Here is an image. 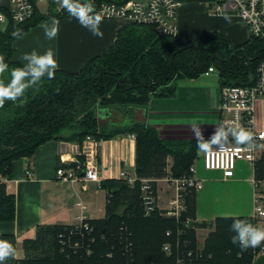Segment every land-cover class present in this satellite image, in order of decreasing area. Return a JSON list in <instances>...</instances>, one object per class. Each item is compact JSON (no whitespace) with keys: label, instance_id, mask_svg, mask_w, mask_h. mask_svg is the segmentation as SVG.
Here are the masks:
<instances>
[{"label":"trees","instance_id":"trees-1","mask_svg":"<svg viewBox=\"0 0 264 264\" xmlns=\"http://www.w3.org/2000/svg\"><path fill=\"white\" fill-rule=\"evenodd\" d=\"M103 1L111 0H94L97 12ZM192 1L209 0H185ZM67 14L63 9L43 15L36 8L28 21H10L5 30L0 29V56L8 64L0 80L8 83L11 70L24 65L13 60L18 37L44 19ZM17 30L20 35L13 36ZM263 60L264 42L258 37L232 47L219 31L185 41L159 34L150 25L129 23L110 49L80 71L57 70L54 78L45 76L20 99L6 101L0 107V222L16 218V197L6 184L13 178L14 162L32 157L40 145L52 139L81 144L88 136L108 140L132 134L136 180L133 184L124 177L101 180L100 186L107 192L104 218L87 219L88 229L79 224L41 225L35 238L24 241L25 256L19 259L15 255L4 264H178L179 259L185 264H254L264 243L241 250L231 242L234 220L254 224L251 217H218L211 224L198 223L194 189L184 193L186 209L180 220L161 210L145 213L141 179L189 175L199 156L196 138H166L156 126L137 121L107 129L100 117L108 116L112 108L131 110L147 107L153 97L170 98L179 80L199 78L210 66L218 69L221 88L251 84ZM257 166L259 177L264 178L263 162ZM154 186L157 188V182ZM187 217L194 220L190 227L182 222ZM197 228H210L203 242ZM0 240L11 242L17 252L14 234L0 233ZM167 243L170 253L164 249Z\"/></svg>","mask_w":264,"mask_h":264},{"label":"crops","instance_id":"crops-1","mask_svg":"<svg viewBox=\"0 0 264 264\" xmlns=\"http://www.w3.org/2000/svg\"><path fill=\"white\" fill-rule=\"evenodd\" d=\"M94 4V0H80ZM11 0H0V11L9 10ZM36 8L43 14L60 13L64 9L59 0H43ZM178 36L185 41L203 37L211 31L223 33L232 47L248 41L251 31L242 24L234 13H213L206 1L184 2L178 12ZM57 27L54 38L45 36L42 25ZM127 24L118 19H102L100 30L103 38L94 36L69 14L62 18H49L39 22L14 42L13 60L22 64L25 53L33 50L43 54L51 48L59 62V69L77 72L94 57L104 54L116 42L118 33ZM215 74V73H213ZM203 74L196 79L177 82L174 96L167 99L152 98L147 107L124 108L125 118L118 126L133 121L156 126L166 138H196L192 130L198 124L205 140L214 135L218 123L220 89L215 87L212 75ZM118 109H109L103 120L114 119L117 124ZM258 116L264 121V100L258 103ZM117 126V127H118ZM85 141V140H84ZM83 143L65 139H52L40 145L33 156L21 158L13 164V178L6 181L7 190L16 197V218L0 222V233H12L17 239V258L25 256L23 243L36 236L41 225H74L80 215L87 219H101L106 215L107 192L100 182L59 179L57 170L61 155L70 159L82 158ZM214 146V145H213ZM212 146V147H213ZM96 161L101 180L120 178L122 172L135 176L136 142L132 134L117 135L108 140H99ZM32 172L28 176V171ZM195 176L203 187L196 191V221L213 223L218 217H251L254 211L253 166L239 161L232 178H225L222 171L207 170L203 157L196 168ZM159 204L166 207L174 193L165 178L157 181ZM83 201L86 209L78 205ZM210 228H197L198 238ZM208 234V232H207Z\"/></svg>","mask_w":264,"mask_h":264},{"label":"built area","instance_id":"built-area-1","mask_svg":"<svg viewBox=\"0 0 264 264\" xmlns=\"http://www.w3.org/2000/svg\"><path fill=\"white\" fill-rule=\"evenodd\" d=\"M43 0H11L8 12L0 11V22L28 21L34 16L38 2ZM185 0H111L101 2L98 13L102 19H118L130 24H143L152 26L159 34L168 36H178V12ZM213 13H234L242 24L264 42V0H209ZM218 69L210 66L204 73L211 75ZM264 100V60L258 67V76L251 84L225 86L220 89V100L218 105L219 123L232 126L235 129L243 128L253 133L255 147L249 149L247 145L236 143L229 137L228 141L221 147L214 145L203 153V161L207 170H219L223 172L225 178H232L235 174L239 161H246L253 166L254 185V211L251 219L254 225L264 227V178L259 177L258 162H263L264 169V121H260L258 116V103ZM99 140L93 136H88L84 141V148L80 152V158L71 159L74 165H67L70 159L61 155L60 165L57 170L59 179L72 181L81 180L101 182L96 161V148ZM264 171V170H263ZM28 176L32 175L29 170ZM195 163L190 167V174L183 177H167L166 181L174 190L173 195L166 207L159 204L157 188L153 178L141 179L142 204L146 214H151L157 210L163 211V215L182 219L186 209L184 203V193L187 189L199 190L203 183L196 176ZM121 177L128 179L133 184L136 180L126 172L121 173ZM78 205L82 210L86 209L83 201ZM87 218L80 215L79 224L86 229L89 228ZM186 227L192 226L194 220L190 217L183 219ZM169 233V232H168ZM79 246V243H76ZM167 253L171 252V244L164 246ZM261 252L259 255H261ZM258 255V256H259ZM256 256V258L258 257ZM256 260V259H255ZM178 264H185L183 259L178 260Z\"/></svg>","mask_w":264,"mask_h":264},{"label":"clouds","instance_id":"clouds-1","mask_svg":"<svg viewBox=\"0 0 264 264\" xmlns=\"http://www.w3.org/2000/svg\"><path fill=\"white\" fill-rule=\"evenodd\" d=\"M68 14L74 17L82 27L89 30L94 36L103 38V32L100 30L102 16L96 11L91 3H81L80 0H59ZM45 36L49 39L54 38L58 28H49L47 24L42 25ZM17 30L13 36H19ZM25 61L22 67L11 70V79L8 83L0 80V107H3L6 101L18 100L25 95L28 89L40 84L41 80L47 76L49 79L54 78L60 65L56 59L54 51L49 48L43 54L33 50L25 53L22 57ZM8 70V64L3 56H0V75ZM192 130L197 140V147L201 151H208L213 145H223L232 137L236 143L247 145L249 149L255 147L253 133L243 128L235 129L232 126L221 124L217 127L214 135L209 141L203 137L202 131L198 124L192 125ZM231 231L235 233L231 237V242L238 245L241 250L249 247H257L264 243V227L254 225L246 219H235ZM16 249L14 245L7 240H0V264L10 258H14Z\"/></svg>","mask_w":264,"mask_h":264},{"label":"rangeland","instance_id":"rangeland-1","mask_svg":"<svg viewBox=\"0 0 264 264\" xmlns=\"http://www.w3.org/2000/svg\"><path fill=\"white\" fill-rule=\"evenodd\" d=\"M7 25H8V22H6V21L0 22V29L1 30H5ZM212 77H213V80H214L213 83L215 84V87H217L218 89H221V86H220L221 84L219 83V71H217L215 74H213ZM112 109H115V108H112ZM117 111L119 112L118 118H117V122H118L117 124L114 123L115 122L114 119H112V121H110L109 118H106V119L103 120L104 125L107 127V129H109L111 127L118 126L119 122L121 121V119L125 118L123 116V115H125V110H123V108H118ZM217 113H218V118H219V110H217ZM123 126H120V127H123ZM219 126H220V123H218V127ZM203 153H204V151L199 150V156H198V158L195 161L196 168L201 163V160H202V157H203ZM207 232H209V231L207 230ZM207 232L203 231V233H200V237H201L200 239L201 240L206 238Z\"/></svg>","mask_w":264,"mask_h":264},{"label":"water","instance_id":"water-1","mask_svg":"<svg viewBox=\"0 0 264 264\" xmlns=\"http://www.w3.org/2000/svg\"><path fill=\"white\" fill-rule=\"evenodd\" d=\"M254 264H264V253H262L256 258Z\"/></svg>","mask_w":264,"mask_h":264}]
</instances>
